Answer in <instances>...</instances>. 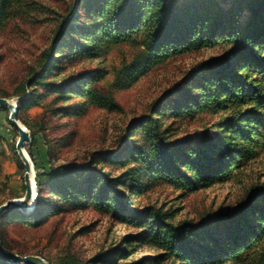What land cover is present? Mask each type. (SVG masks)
<instances>
[{"label":"trees","instance_id":"obj_1","mask_svg":"<svg viewBox=\"0 0 264 264\" xmlns=\"http://www.w3.org/2000/svg\"><path fill=\"white\" fill-rule=\"evenodd\" d=\"M25 6L22 0H0V31ZM75 6L45 52L41 69L19 94L24 98L29 94L23 101L26 106L38 103L39 88L61 93L67 87L80 97L117 109L111 95L90 90L100 72H83L58 84L48 80L63 69L62 59L96 58L110 44L141 40L145 57L122 68L119 74L124 77L182 54L203 50L214 54L166 90L150 113L134 120L113 152H94L86 163L43 169L33 160L37 170L33 209L0 216L2 249L28 256L8 244L7 222L41 225L69 207L94 204L137 232L85 263L71 256L59 264H118L145 249L154 253H141L127 264H264V183L250 186L232 210L198 223L173 222L167 211L132 204L147 189L143 179L197 191L232 180L264 153V0H234L230 8L220 7L218 0H76ZM63 49L67 53L55 55ZM195 114L216 121L175 138V121ZM158 115L173 120L162 127ZM133 131H139L137 143L129 138ZM34 136L32 132V144ZM47 153L49 157L50 147ZM105 163L118 175L99 166ZM0 264L9 263L0 255Z\"/></svg>","mask_w":264,"mask_h":264},{"label":"rangeland","instance_id":"obj_2","mask_svg":"<svg viewBox=\"0 0 264 264\" xmlns=\"http://www.w3.org/2000/svg\"><path fill=\"white\" fill-rule=\"evenodd\" d=\"M22 1L27 7L16 11V16L0 31V98L24 101L29 95L26 93L25 98L19 95L24 84L41 69L45 52L53 46L54 37L77 7L76 0ZM233 2L218 0L223 8H230ZM140 44V39L133 38L128 43L110 44L96 58L62 59L63 69L48 79L58 84L83 72H100L101 77L90 90L97 95H111L117 109H108L91 97H80L67 87L61 93L39 88L41 97L36 105L23 103L18 118L26 129L25 122L33 130L27 129L30 141L25 143L24 150L33 165L34 180L37 170L33 160L43 169L86 163L94 152L116 150L134 120L150 113L152 104L166 90L180 84L184 74L197 62L214 54L206 50L186 53L150 66L146 71L140 70L131 77L120 75L122 68L145 57ZM61 52L67 53V50L54 53L57 56ZM8 117L9 111L0 107V206L20 200L25 193L24 166L15 149L18 133ZM157 118L162 127L173 120L161 115ZM215 121V118L195 114L177 119L172 128L175 138H179ZM32 132H35V144H32ZM129 138L139 142V131L131 132ZM47 147H50L49 157ZM99 166L111 175H118L117 170L106 163ZM143 183L146 191L132 199L136 208L152 206L169 212L173 222L198 223L219 211L232 210L242 202L250 186L264 183V153L232 180L197 191H184L163 181L143 179ZM67 209L36 226L24 221H6L4 232L8 244L14 250L42 258L47 264H59L71 256L85 263L117 245L128 234L137 232L115 221L109 212L94 204ZM141 253L153 254L154 251L145 249L118 264H127Z\"/></svg>","mask_w":264,"mask_h":264},{"label":"water","instance_id":"obj_3","mask_svg":"<svg viewBox=\"0 0 264 264\" xmlns=\"http://www.w3.org/2000/svg\"><path fill=\"white\" fill-rule=\"evenodd\" d=\"M23 105L22 99L8 100L6 98H0V107L5 108L9 111L8 120L11 125L15 128L18 133V140L15 144V149L17 154L22 161L24 166V185L25 193L20 200H12L6 202L4 205L0 206V216L7 211L20 210L23 213H28L33 209L35 199H36V185L33 174V165L24 150L25 143L30 141L29 133L27 129L19 122L18 113L19 109ZM0 255L9 264H47L42 258L38 256L28 255V256H18L11 254L2 249L0 244Z\"/></svg>","mask_w":264,"mask_h":264}]
</instances>
